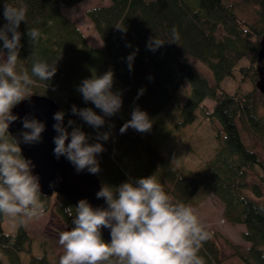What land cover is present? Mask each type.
<instances>
[{
  "label": "trees",
  "instance_id": "obj_1",
  "mask_svg": "<svg viewBox=\"0 0 264 264\" xmlns=\"http://www.w3.org/2000/svg\"><path fill=\"white\" fill-rule=\"evenodd\" d=\"M81 1L0 0V27L6 23L5 4L27 9L26 20L18 29L22 34L18 68L30 72L36 59L57 62L55 76L48 82L37 80L33 94L55 101L65 113L66 123L73 120L93 138L89 141L92 143L96 130L72 115L71 107H90L102 114L83 101L77 88L82 80L111 69L112 90L122 93V107L117 115L105 118L106 124L100 129L108 131V125H114L109 140L100 141L105 149L97 156L100 172L96 177L101 187H117L154 175L174 202L191 205L213 193L223 205L224 220L244 228L241 236L248 246L235 247L241 263L264 264V196L259 187L264 180V161L245 141L256 139L264 147V59L259 60L264 40V0H241L253 7V21L241 18L236 4L228 0H108L85 12L100 48L88 43L76 24L62 13ZM174 27L178 39H173ZM32 28L41 32L36 42L27 36V30ZM151 37L165 42L155 52L146 47ZM134 50L130 72L126 57ZM194 62L209 71L212 84ZM225 78L237 84L248 82L251 87L242 93H231L222 86ZM184 80L189 82L190 92L179 104L175 102L177 91ZM141 89L143 93L138 95ZM206 99L212 102L210 109L204 103ZM136 107L148 114L151 131L140 133L129 128L120 134ZM198 115L215 119L218 126L214 129L213 157L193 170L165 157L160 152V141L172 130L178 132L191 125ZM256 168L262 173L258 182L251 183ZM41 198L45 212L51 205L71 230L75 206L56 193ZM67 207L73 208L72 217L65 212ZM4 217L0 214V264H55L46 254L33 252L24 226L19 225L14 233L7 232ZM218 254L213 235L199 255L205 264H219Z\"/></svg>",
  "mask_w": 264,
  "mask_h": 264
},
{
  "label": "clouds",
  "instance_id": "obj_2",
  "mask_svg": "<svg viewBox=\"0 0 264 264\" xmlns=\"http://www.w3.org/2000/svg\"><path fill=\"white\" fill-rule=\"evenodd\" d=\"M27 9L5 4L3 17L6 23L0 27V214L23 226L45 215L41 198L39 177L33 174L31 160L22 156L20 143L34 144L41 141L45 124L34 117L22 119L24 131L20 140L13 137L8 129L20 119L12 110L33 95L32 87L39 81L48 82L57 72L56 63L36 59L31 71L19 69L22 47L20 24L26 20ZM173 39H178L176 28L172 29ZM30 41L41 38L39 29L27 30ZM162 42L151 37L146 47L155 52ZM136 51L126 57L131 72ZM114 73L111 69L100 76L84 79L77 91L83 101L100 110L97 114L90 107H71L72 115L78 116L85 124L96 130L95 142L71 119L64 125L65 113L54 114L53 153L57 159L65 157L77 172L85 169L93 175L100 172L97 156L105 151L100 141L107 142L112 135L100 131L105 118L117 115L122 107V93L114 92ZM143 93V89L139 94ZM129 128L147 133L152 121L145 111L136 107L131 118L120 128L124 134ZM71 129V131H69ZM67 141V143H66ZM96 198H103L106 208H93L87 200H80L75 207L71 230L59 233L58 243L63 248L59 264H205L199 255L203 244L212 239L196 210L183 202H174L154 175L129 180L117 187L103 185ZM72 207L65 208L69 217ZM102 229H110V243L102 238Z\"/></svg>",
  "mask_w": 264,
  "mask_h": 264
},
{
  "label": "rangeland",
  "instance_id": "obj_3",
  "mask_svg": "<svg viewBox=\"0 0 264 264\" xmlns=\"http://www.w3.org/2000/svg\"><path fill=\"white\" fill-rule=\"evenodd\" d=\"M228 1L236 4L237 13L241 18L253 21L254 14L252 6L242 4L241 0ZM107 2L108 0H83L72 7L62 10V13L72 20L84 34L88 43L97 48L101 47V43L85 12L88 8L105 5ZM194 65L209 78V82L212 84L209 71L198 62H194ZM222 86L231 93H242L248 91L251 87L248 82L237 84L236 80L228 78L224 79ZM189 92L190 84L187 80H184L183 85L177 91L175 102L181 104L187 98ZM204 103L209 109L211 108L212 102L210 100L206 99ZM169 123L173 126L172 121ZM217 126L218 123L215 119L210 120L198 115L191 125L178 130V132L172 130L171 134L165 140L160 141V152L178 166H186L193 170L199 169L206 160L214 155V129ZM165 129L164 134L167 135L169 127ZM164 138L162 137V139ZM245 141L247 144L252 145L254 151L264 161L263 144L256 139L251 140L246 138ZM261 173L262 170L256 168L251 176V183L258 182L260 179L259 174ZM259 187L264 196V180ZM53 200V198L50 200V204H53ZM190 206L196 210L206 228L216 236V242L219 247V264H242L241 260L237 257L235 247L248 246L241 236L244 228L242 225L230 224L224 220L223 205L219 199L213 193H209L200 202L191 204ZM18 226L19 224L11 218L4 217L3 227L7 232L14 233ZM23 226L27 229L31 237L33 252L37 255L46 254L53 263L59 264V258L63 254V248L58 243L59 233L70 229L61 222L52 206L50 205L45 215L39 220H34Z\"/></svg>",
  "mask_w": 264,
  "mask_h": 264
},
{
  "label": "water",
  "instance_id": "obj_4",
  "mask_svg": "<svg viewBox=\"0 0 264 264\" xmlns=\"http://www.w3.org/2000/svg\"><path fill=\"white\" fill-rule=\"evenodd\" d=\"M263 59L264 40L259 52V60ZM58 111H60L58 105L51 98L33 94L13 108L12 114L20 119L13 122L8 131L13 137L20 140V133L24 131L21 121L25 116L34 117L45 124V131L41 134L40 142L20 143L22 156L32 161L33 174L39 177L41 195L60 194L75 207L78 201L83 199L87 200L93 208H106L105 200L96 198V193L101 189L96 175L90 174L86 169L77 172L65 157L61 156L57 159L53 153L55 147L53 137L57 135L52 127L56 123L53 116ZM64 125L67 126L65 118ZM101 231L102 238L106 242H110V229Z\"/></svg>",
  "mask_w": 264,
  "mask_h": 264
}]
</instances>
